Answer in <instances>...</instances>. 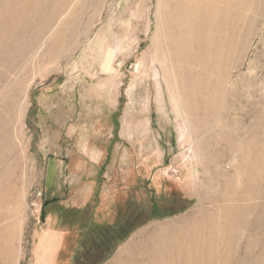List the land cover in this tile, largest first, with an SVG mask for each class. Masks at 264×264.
I'll use <instances>...</instances> for the list:
<instances>
[{"label": "rangeland", "instance_id": "1", "mask_svg": "<svg viewBox=\"0 0 264 264\" xmlns=\"http://www.w3.org/2000/svg\"><path fill=\"white\" fill-rule=\"evenodd\" d=\"M193 1L0 0V264L165 193L100 264H264V0Z\"/></svg>", "mask_w": 264, "mask_h": 264}, {"label": "trees", "instance_id": "2", "mask_svg": "<svg viewBox=\"0 0 264 264\" xmlns=\"http://www.w3.org/2000/svg\"><path fill=\"white\" fill-rule=\"evenodd\" d=\"M93 197L87 202L84 211L86 210L87 212ZM48 204L49 201H45L43 213H45V208ZM192 204L193 201L186 197H176L173 194L165 193L160 201L155 199V196H152L146 206H141L139 203L134 202L133 210L129 217L127 215L128 210L124 209V211L119 210L118 215L116 214V219L111 223L95 221L92 218L88 221V225L82 228L81 238H77L79 245L77 250L71 255V264H100L114 253L119 244L148 221L153 218L168 217L184 212ZM65 237L67 236L65 235ZM94 251L99 253L100 257L98 256L99 258L88 261L89 255Z\"/></svg>", "mask_w": 264, "mask_h": 264}, {"label": "bare ground", "instance_id": "3", "mask_svg": "<svg viewBox=\"0 0 264 264\" xmlns=\"http://www.w3.org/2000/svg\"><path fill=\"white\" fill-rule=\"evenodd\" d=\"M186 1H187V0H186ZM188 2L190 3L191 6L195 5L193 0H188ZM192 253H193V252H192ZM195 253H196L197 256L200 255V254H199L200 252H199V253L195 252ZM197 256H196V257H197ZM201 256H203V255H201ZM190 257H191V255H190ZM190 257H189V259H188V264H189V261L193 262V261H192L193 258H190ZM192 257H193V256H192ZM197 258H199V257H197ZM201 258H202V257H201ZM190 259H191V260H190ZM193 263H195V262H193ZM190 264H192V263H190Z\"/></svg>", "mask_w": 264, "mask_h": 264}, {"label": "crops", "instance_id": "4", "mask_svg": "<svg viewBox=\"0 0 264 264\" xmlns=\"http://www.w3.org/2000/svg\"><path fill=\"white\" fill-rule=\"evenodd\" d=\"M87 202H88V201H87ZM59 238H60V239H59V244H58L57 250L60 249L59 247H60V245H62V243L64 244V242H63V240H62V239H63V238H62V235H60ZM58 248H59V249H58ZM57 250H56V251H57Z\"/></svg>", "mask_w": 264, "mask_h": 264}]
</instances>
